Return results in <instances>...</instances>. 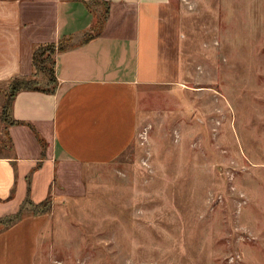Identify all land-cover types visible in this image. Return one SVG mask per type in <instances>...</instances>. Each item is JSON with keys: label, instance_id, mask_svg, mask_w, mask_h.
Masks as SVG:
<instances>
[{"label": "rangeland", "instance_id": "1", "mask_svg": "<svg viewBox=\"0 0 264 264\" xmlns=\"http://www.w3.org/2000/svg\"><path fill=\"white\" fill-rule=\"evenodd\" d=\"M162 24L172 79L140 88L132 144L66 167L38 212L22 202L44 216L35 264H264V0H170Z\"/></svg>", "mask_w": 264, "mask_h": 264}, {"label": "crops", "instance_id": "2", "mask_svg": "<svg viewBox=\"0 0 264 264\" xmlns=\"http://www.w3.org/2000/svg\"><path fill=\"white\" fill-rule=\"evenodd\" d=\"M99 1L106 3L0 0V87L35 73L39 44L63 47L54 55V93L19 91L11 118L21 123L3 121L11 153L0 155V219L26 197L44 199L66 167L124 152L140 130V88L172 79L174 60L162 45L170 0ZM43 220L25 212L0 223V264H22L24 251L25 264H35Z\"/></svg>", "mask_w": 264, "mask_h": 264}, {"label": "trees", "instance_id": "3", "mask_svg": "<svg viewBox=\"0 0 264 264\" xmlns=\"http://www.w3.org/2000/svg\"><path fill=\"white\" fill-rule=\"evenodd\" d=\"M97 2H100L99 0H95ZM100 3H106V2H100ZM87 7L91 10L90 5L88 2H86ZM103 15L104 17L106 16L107 13V7L104 6L103 8ZM97 22V19H96ZM51 43H45V44H39L36 48H34L33 51V55H32V63L33 66L35 68V70H37V64L38 62H42V55L40 56V58L38 57L39 51L48 46ZM62 45L61 43L58 44L57 50H62ZM44 59V57H43ZM51 82L53 83V87L52 88H39L37 87V83L34 77H13L9 82H8V91L5 93V97H4V101L1 105V110H0V118L7 122V123H21L19 121H15L11 118V106H12V102L13 99L15 97V95L22 90H38V91H43V92H47V93H54L55 91V87H56V78L54 75V60H53V66H52V70H51ZM41 141V140H40ZM23 202L25 204H30L33 206L34 211L38 212L37 209L39 207H42L43 202L40 201L38 203H33L31 199H29L28 197H26ZM24 203H22V205H20L19 209L16 211V213L3 217L0 219V223H3L5 226H9L13 223H15L17 220H19L21 218V216L23 215V213H25V211L23 210V205H25ZM40 213L45 212L44 209L42 208L40 210ZM28 212V211H26Z\"/></svg>", "mask_w": 264, "mask_h": 264}]
</instances>
